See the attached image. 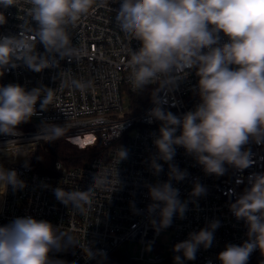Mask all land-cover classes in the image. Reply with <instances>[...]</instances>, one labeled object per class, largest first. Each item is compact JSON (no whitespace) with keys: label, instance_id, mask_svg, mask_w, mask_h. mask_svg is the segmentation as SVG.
<instances>
[{"label":"clouds","instance_id":"obj_1","mask_svg":"<svg viewBox=\"0 0 264 264\" xmlns=\"http://www.w3.org/2000/svg\"><path fill=\"white\" fill-rule=\"evenodd\" d=\"M16 2L0 0V8L8 9ZM93 2L30 0L35 38L45 52L38 53L33 38L23 31L0 36V76L9 67L25 65L40 73L57 67L60 60L74 58L76 49L65 25L75 24ZM116 20L125 34L140 42L128 60L134 90L143 91L159 80L172 92L185 74L194 72L198 78L192 91L199 101L193 110L174 114L157 94L145 116L149 124L159 122L157 133L152 134L155 151L144 161L157 179L144 183L150 203L140 209L130 201L129 207L134 215H144L159 235L174 219H185L189 204H196L207 192L196 178L188 198H181L173 181H184L189 172L175 161L178 148H183L206 176L220 177L229 168H249L251 151L245 146L264 144V0H120ZM5 23L0 12V25ZM221 33L227 38L223 43ZM72 83L79 89L86 87L78 81ZM53 92L47 87L29 90L19 83L0 85V135L20 136V125L37 114L38 102L41 111L48 110ZM39 135L51 142L63 135V127L46 122ZM117 157V164L127 160L129 150L119 146ZM165 165L167 179L161 180ZM115 181L114 191L121 187L118 172ZM107 183L95 173L86 190L56 187L53 195L65 206L83 210L90 204L93 188ZM248 185L229 204L233 216L244 222L247 239L239 245L227 244L217 256L220 264H248L257 249L264 254V173L251 174ZM9 187L15 192L26 184L17 170L0 164V195ZM220 227L221 221L214 218L198 231L189 232L185 240L173 245L172 264L195 261L201 248L213 245ZM153 243L146 242L145 251H151ZM77 246L71 234L45 219L22 216L0 225V264H66L55 254ZM97 253L106 260L103 250L91 248L88 258L95 259Z\"/></svg>","mask_w":264,"mask_h":264},{"label":"built area","instance_id":"obj_2","mask_svg":"<svg viewBox=\"0 0 264 264\" xmlns=\"http://www.w3.org/2000/svg\"><path fill=\"white\" fill-rule=\"evenodd\" d=\"M119 2L94 0L87 14L75 24L65 25L76 49L74 58L60 60L57 67L40 73L29 70L25 65L9 67L0 76V85L19 83L29 90L33 87L54 90L48 110L41 111L38 102L37 114L20 125V136L0 135V164L17 170L26 184L23 190L13 192L9 187L5 194L0 195V225L22 216L60 225L61 230L71 234L78 243L77 247L55 254L66 264H99L104 260L102 254L97 253L95 259H89L88 249L103 250L108 257L128 242L142 246L141 256L134 261L164 264L172 261L175 243L185 240L189 232L198 231L215 218L221 221V227L215 233L213 245L207 250L201 248L195 261H187L186 264H220L217 256L227 244L239 245L247 239L244 222L233 216L229 204L249 186L251 174L264 173V144L250 142L245 146L251 151L249 168L243 171L229 168L220 177L206 176L201 167L185 155L184 149L178 148L175 161L180 168L188 170L189 176L180 183L173 181V185L179 189L181 198L187 199L193 180L198 178L207 188L206 194L199 197L196 204H189L185 219H174L172 226L159 235L144 215H134L129 202L135 201L138 208L144 209L150 203L144 183L157 179L147 170L144 161L150 152L155 151L152 134L157 133L159 122L149 124L145 120L147 111L154 106L152 100L138 111L125 107L129 94L139 92L131 84L128 60L140 42L120 29L116 20ZM0 12L6 17V23L0 25V36L19 35L23 31L33 38L38 53L45 52L35 38L30 0H17L15 6L0 8ZM226 39L221 33V42ZM197 80L192 72L185 74L172 92L164 89L159 80L149 87L156 88L155 96L160 95L167 110L181 115L193 110L199 101L192 91ZM72 81L81 82L86 87L76 88ZM46 122L63 127V135L59 138L72 141L79 136H95L93 144L100 142L108 151L80 167L67 168L56 162L54 175L40 174L33 170V164L41 146L49 143L39 135L42 124ZM119 146L129 150V157L117 164ZM117 172L121 187L114 191ZM166 172L167 165L159 179L166 180ZM95 173L106 178L108 183L104 187L93 188L90 204L83 210L65 206L54 197L53 189L56 187L86 190L93 183ZM163 233L171 235L167 247L158 240ZM149 241H154V256L147 255L145 251V243ZM261 254L259 249L255 250L248 264H253Z\"/></svg>","mask_w":264,"mask_h":264},{"label":"trees","instance_id":"obj_3","mask_svg":"<svg viewBox=\"0 0 264 264\" xmlns=\"http://www.w3.org/2000/svg\"><path fill=\"white\" fill-rule=\"evenodd\" d=\"M156 94L155 87L147 86L143 91L135 95L129 94V104L135 111L144 108ZM108 151L100 142L95 145L80 147L66 138H58L49 143H44L39 149L33 170L46 175L55 174V163L61 162L67 168L86 165L94 158L104 156ZM99 264H140L134 261L125 249H117L106 260Z\"/></svg>","mask_w":264,"mask_h":264},{"label":"rangeland","instance_id":"obj_4","mask_svg":"<svg viewBox=\"0 0 264 264\" xmlns=\"http://www.w3.org/2000/svg\"><path fill=\"white\" fill-rule=\"evenodd\" d=\"M126 109L128 110L130 107L129 102L126 104ZM36 123V122H35ZM95 139V136H79V137H75L72 139V142L77 144L80 147H87V146H91L94 145L93 141ZM170 233H163L161 236H159V242H161L164 246H168L170 244ZM121 249H125L128 252V255L132 258V259H136L138 257L141 256V251H142V246L141 244L138 243H131L128 242L127 244H125ZM147 255H152L154 256V254L151 251H147ZM264 261V254H261L260 256L257 257V259L255 260V262H253V264H260ZM140 264H154V263H149L147 261H142L140 262ZM164 264H172L171 262L168 263H164Z\"/></svg>","mask_w":264,"mask_h":264}]
</instances>
